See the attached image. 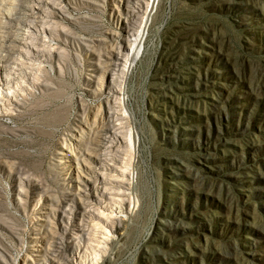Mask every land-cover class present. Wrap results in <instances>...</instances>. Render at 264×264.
Segmentation results:
<instances>
[{"label": "rangeland", "instance_id": "1", "mask_svg": "<svg viewBox=\"0 0 264 264\" xmlns=\"http://www.w3.org/2000/svg\"><path fill=\"white\" fill-rule=\"evenodd\" d=\"M151 2L0 0V264H264V0Z\"/></svg>", "mask_w": 264, "mask_h": 264}, {"label": "bare ground", "instance_id": "2", "mask_svg": "<svg viewBox=\"0 0 264 264\" xmlns=\"http://www.w3.org/2000/svg\"><path fill=\"white\" fill-rule=\"evenodd\" d=\"M152 2V6H153V3H155V0H151ZM150 3V2H149ZM152 6H151V8H152ZM3 11H5V10H3ZM9 13V12H8ZM8 13L6 12V15L8 16V17H10L9 15H11V14H9L8 15ZM149 16L150 15H148V14H146V16L144 15L143 16V26H141V28H140V30L138 31L137 30V32H135V34L133 35V44H130L131 46H130V48L128 49L129 51H127V52H124V59H125V57L127 58V57H129V59L131 60V63L132 62H135L138 58H139V55H140V53H141V50H142V47H143V40H144V36H145V30H146V27H147V25H148V21H149ZM11 18V17H10ZM8 19V18H7ZM22 25V24H21ZM20 25V26H21ZM28 26V25H27ZM25 24L23 25V28L25 27H27ZM140 26V25H139ZM22 27V26H21ZM20 27V28H21ZM27 31H28V29H27ZM19 38V37H18ZM15 39H17V38H15ZM19 39H17V41H18ZM16 41V42H17ZM16 44V43H15ZM17 45V44H16ZM18 46V45H17ZM21 46V45H20ZM19 48V47H18ZM129 52V53H128ZM123 54V53H122ZM118 55V54H117ZM121 55V54H120ZM115 57V56H114ZM117 57V56H116ZM119 58V57H118ZM117 60V59H116ZM115 61V60H114ZM117 65V64H116ZM130 144H132L131 142H130ZM76 158V157H75ZM72 155H69V154H64V162L66 163V165L67 166H69L70 165V163H72V160L73 161H75L74 159H75ZM84 166H85V168H89V169H91L90 168V166L89 165H87V164H84ZM121 173V175L120 176H118V178H122V180H125V181H127L128 179L126 178V175L124 174V172H120ZM84 174L87 176L88 175V173H86V172H84ZM86 176H84V177H86Z\"/></svg>", "mask_w": 264, "mask_h": 264}]
</instances>
